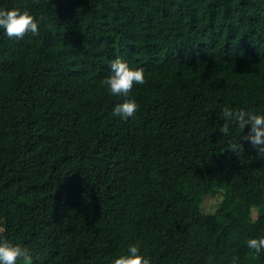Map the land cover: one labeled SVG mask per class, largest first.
I'll return each mask as SVG.
<instances>
[{
	"label": "trees",
	"instance_id": "1",
	"mask_svg": "<svg viewBox=\"0 0 264 264\" xmlns=\"http://www.w3.org/2000/svg\"><path fill=\"white\" fill-rule=\"evenodd\" d=\"M16 7L43 19L0 29V241L33 264H113L133 244L150 264H264L247 247L264 156L250 126L219 131L224 107L264 114V0H0ZM116 58L144 69L128 97L102 87Z\"/></svg>",
	"mask_w": 264,
	"mask_h": 264
},
{
	"label": "clouds",
	"instance_id": "2",
	"mask_svg": "<svg viewBox=\"0 0 264 264\" xmlns=\"http://www.w3.org/2000/svg\"><path fill=\"white\" fill-rule=\"evenodd\" d=\"M35 2L39 3V0ZM41 20H37L29 11H22L19 7L0 9V29H3L10 39H22L28 33L38 36ZM110 73L102 80V87H106L112 96L128 97L134 85L147 83L143 68L132 69L128 62L121 58L112 61ZM138 110L139 105L134 99H125L123 103L115 105L113 115L127 121L129 118H134ZM222 116L224 123L219 131L223 136L229 134L231 126L237 127L242 132L245 126H250L240 139L249 142L260 155L264 156V114H257L255 110L224 107ZM231 151H238L236 144L232 145ZM247 247L253 249L256 254L264 252V238L249 239ZM127 252V255L115 259L113 264H150V259L140 254L139 244L129 245ZM33 260L29 248L20 244L13 245L6 240L0 241V264H18V262L33 264Z\"/></svg>",
	"mask_w": 264,
	"mask_h": 264
},
{
	"label": "rangeland",
	"instance_id": "3",
	"mask_svg": "<svg viewBox=\"0 0 264 264\" xmlns=\"http://www.w3.org/2000/svg\"><path fill=\"white\" fill-rule=\"evenodd\" d=\"M214 171L219 172V173H228V165L226 163H213ZM218 197H208L206 198L203 203L202 207L204 210L212 212L215 210L217 202H218ZM251 260L248 259L245 263L243 264H250Z\"/></svg>",
	"mask_w": 264,
	"mask_h": 264
}]
</instances>
